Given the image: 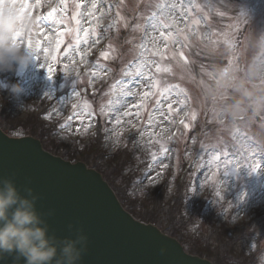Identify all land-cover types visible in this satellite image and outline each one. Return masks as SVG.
Masks as SVG:
<instances>
[{
    "label": "rangeland",
    "instance_id": "obj_1",
    "mask_svg": "<svg viewBox=\"0 0 264 264\" xmlns=\"http://www.w3.org/2000/svg\"><path fill=\"white\" fill-rule=\"evenodd\" d=\"M5 2L26 17L21 45L25 46L29 38L34 44L40 41L31 64L0 72V102L5 90L10 91L13 85L11 81L16 80L15 84L21 87L20 92L13 93L6 106L8 118L26 122L31 106L48 97V113L43 122L39 118L42 127L40 133L50 135V139L45 140L49 147H67L77 158L82 156L83 147L74 138L89 135L98 117L104 125V121L108 122L104 145L100 149L112 152L117 148L119 133L130 131L134 126L141 128V142L167 135L169 125L176 121L184 111L182 109L186 108L185 103L189 102L193 106L195 119L192 115L185 134L173 146L177 150V160L186 157L190 151L199 155L192 168L196 170L192 171L193 185L190 188L186 186L191 195L176 209L184 214L189 213L192 202L201 200L207 190H213V196L206 198L200 215H194L195 222L187 223V219L181 217L182 226H171L170 231H176L186 249L192 250L195 245L183 239L182 231L188 229L189 234L197 238V233H192L196 225L203 233L208 224L201 217H209L210 223L220 228V223L225 220L229 222L228 225H236L241 219H248L254 213L252 211L264 208V158H260L258 153L260 148L264 152V109L253 107L250 103L254 92L264 90V0H3L0 5ZM38 2H42V11ZM173 3L178 8L174 14L169 13V19L174 18L176 26L186 29V35L191 39L181 57L173 56L175 45L169 43L165 47L160 31H164L166 36V29L153 30L150 27L152 21L149 17L153 13L159 16L168 11ZM181 5L190 9L191 20L186 21L180 15ZM52 9L57 10L54 15L58 19L48 16ZM74 15L80 20L79 25L72 19ZM102 24L106 26L103 30L99 28ZM69 29L72 31L69 32ZM77 29L81 37L84 29L89 32L87 43L82 40L78 48L75 45ZM62 30L63 43L57 49L55 42ZM108 35L109 46L102 51L107 55H100L85 76L81 74L71 81L50 80L52 76L49 77L47 72L49 65L53 69L52 75L62 72L67 77L72 74L77 76V68L81 67L80 63L84 62L88 52ZM152 38H155V47L165 51L163 60L154 54ZM203 41L209 45L207 50L200 45ZM69 44L73 47L69 48ZM45 48L48 49L47 53ZM195 48L199 50L200 58L193 55ZM136 59L137 63H128ZM41 64L45 67H41ZM138 72L143 75H138ZM103 74H110V77L94 98L88 99L80 107L70 105L85 88L102 80ZM145 92L149 93L147 97L144 96ZM184 94L190 101L183 97ZM241 99L249 103L238 111H228L230 105ZM142 102L143 108L139 109ZM62 116H66V119L61 120ZM239 116L246 118L235 124L226 122L221 129L213 124L226 118L230 122V117ZM204 120L206 126L202 127ZM51 123H55V129L50 128ZM196 125L201 129L199 135L198 131L196 135L191 131ZM27 126L25 129L11 127L9 130H14L12 134L16 135L28 134ZM35 127L37 124L30 125L32 131ZM247 140L251 142L248 144ZM254 143H259V147ZM205 148L212 151L207 154ZM154 152L160 156L159 159H153L139 179L127 181L121 190L123 202L126 206L135 204L134 207L129 206L137 216L145 213L137 207L138 199L152 192L151 187L161 180V174L168 166V148L162 146ZM225 152L229 153L228 157H224ZM217 155H220V160L210 163ZM202 158L209 166L204 173L206 162L201 163ZM255 163H259L260 167L252 171L251 165ZM116 181L119 183V177ZM169 198L170 194L164 202L167 203ZM145 216L151 214L146 213ZM164 219V215H161L162 223ZM255 235H251L255 243L249 242V246H245L249 253L242 255L237 245L230 247V240H222L221 250L227 251L229 256L225 258V263L243 264L244 258H251L249 264H264V233ZM212 238L218 241L215 234ZM214 255L218 257V254Z\"/></svg>",
    "mask_w": 264,
    "mask_h": 264
},
{
    "label": "water",
    "instance_id": "obj_2",
    "mask_svg": "<svg viewBox=\"0 0 264 264\" xmlns=\"http://www.w3.org/2000/svg\"><path fill=\"white\" fill-rule=\"evenodd\" d=\"M5 178L21 195L32 189L49 234L87 237L77 264H211L186 253L158 228L134 220L93 169L45 152L36 139L9 138L0 130V180ZM23 261L15 254L0 256V264Z\"/></svg>",
    "mask_w": 264,
    "mask_h": 264
},
{
    "label": "clouds",
    "instance_id": "obj_3",
    "mask_svg": "<svg viewBox=\"0 0 264 264\" xmlns=\"http://www.w3.org/2000/svg\"><path fill=\"white\" fill-rule=\"evenodd\" d=\"M17 15L11 4L0 5V72L27 67L36 57L34 50L13 42L25 27ZM10 91L20 92L21 87L13 84ZM247 103L241 99L228 111H238ZM250 103L264 109V90L254 92ZM27 191L28 195H21L11 179L0 180V256L15 254L17 260L24 258L23 264H77L87 246V237L80 234L75 239L58 238L49 234L48 225L35 206L37 197L32 189Z\"/></svg>",
    "mask_w": 264,
    "mask_h": 264
},
{
    "label": "snow or ice",
    "instance_id": "obj_4",
    "mask_svg": "<svg viewBox=\"0 0 264 264\" xmlns=\"http://www.w3.org/2000/svg\"><path fill=\"white\" fill-rule=\"evenodd\" d=\"M2 2H3V0H2ZM2 2H0V3H2ZM76 7L78 8L79 5H77ZM177 8H178V6L175 3H173L170 6V8L168 9V11L162 12L159 16H157L156 13H153L151 15V17H149V19L152 21V23L150 24V27L153 30H157V29H162V30L166 29L167 30L166 36H165L164 31H160V37L164 38L166 48L168 47L169 43H171L173 45L181 44L183 41H186L188 39L185 30L180 29L176 26V20L174 18L172 20L169 19V13L171 12L174 14V11L177 10ZM179 10H180V15L183 16L186 21H189L192 19L191 15H190V9L189 8L181 5ZM56 11H57L56 9H52L51 11L48 12V16L52 17L53 19H58L54 15V13H56ZM17 19L22 23V25L26 23V17L24 15L18 14ZM72 19L75 20L77 25L80 24V20L76 19L75 15L72 17ZM68 31L71 32L72 30L69 29ZM24 33H25V27H22L21 30L14 37L13 42L16 44H21L22 36ZM145 35H147V33H145ZM63 36H64V31L62 30L58 33V39L55 42L57 49L59 48L60 44L63 43ZM88 36H89V32L87 29L83 30V37H81L80 32L77 29L76 30V36H75L76 47L78 48V46L80 45L82 40H83V42L87 43ZM151 43L153 45L154 54L159 56L161 58V60H163L164 59V53L159 48L155 47V38H152ZM39 45H40L39 40L35 41V44L33 43V41L30 38L27 39V41H25V47L32 49L35 52H37L39 50ZM68 47L72 48L73 45L69 44ZM44 51H45V53H47L48 49L45 48ZM101 55L106 56L107 53H101ZM180 55H183V53L181 52ZM46 59H47V56H46ZM144 63H145V71H147V64H146V62H144ZM153 63H155V61H153ZM41 67H45V65L41 64ZM65 67H67V65ZM52 71H53V69L49 65L47 67V72H48L49 77L52 76ZM138 75L142 76L143 73L138 72ZM47 94L48 93H46L45 95H47ZM148 95H149V93H147V92L144 93L145 97H147ZM157 106H159V101H157ZM73 107H75V105H73ZM169 108H171V105H169ZM193 119H195V115H193ZM185 127L187 128L188 125L185 124ZM223 155H224V157H228L229 153L225 152V153H223ZM153 159H155V155H153ZM219 160H220V155H217L214 157V159L212 161H210V163H215V162H218ZM228 163H231V161H228ZM259 167H260V164L255 163V164L251 165V170L255 171ZM238 168H239V166L236 167V169H238Z\"/></svg>",
    "mask_w": 264,
    "mask_h": 264
},
{
    "label": "trees",
    "instance_id": "obj_5",
    "mask_svg": "<svg viewBox=\"0 0 264 264\" xmlns=\"http://www.w3.org/2000/svg\"><path fill=\"white\" fill-rule=\"evenodd\" d=\"M140 157H141V154L143 153V150L141 149L140 151ZM139 159V158H138ZM133 165L134 164H131V163H123L122 165H120V167L119 168H117V169H114V168H112V166L110 165V159H108V160H106V159H104L103 160V158H100L99 160H97V162H95V167L97 168V167H102V169L100 168V170L104 173V175L105 176H107V178H108V180L109 181H111L112 183H113V185H114V187H115V185H119L118 183H116L117 181V177L121 174V172L122 171H125L126 169L127 170H132V168H133ZM120 180L121 181H123V182H126L127 180H125V178L123 177V176H121L120 175ZM120 185H119V187H116L115 188V191H118V193L119 192H121L120 190ZM165 191V190H164ZM160 195L157 197V199H154V202H153V204L155 205V206H159L160 207V210H161V212H160V214H162V213H164L165 214V219H167V218H171L173 221L176 219V218H180L181 217V213H180V211L179 212H176L175 214L173 213V211L175 210L174 209V206L173 205H171V204H168V205H166V207L165 208H162V205H165V204H167V203H163L162 202V200H164V198H165V194H166V192H162V193H159ZM122 199L124 200V198L122 197ZM125 200L127 201L128 200V198L126 199L125 198ZM170 212L172 213V214H170ZM153 213V212H152ZM153 214H155V213H153ZM153 214H151V215H153ZM159 214V215H160ZM156 215V214H155ZM192 214H186L185 215V217H187V219H189L190 220V218H192V216H191ZM158 216V215H157ZM174 216H176L175 218H173ZM156 217V216H155ZM176 219L174 222L175 223H181V219ZM261 222V221H260ZM259 222V223H260ZM255 227H253L252 229H249V231H252V230H254V229H257V227H259L258 225H254ZM172 233H175L176 234V232L175 231H171ZM223 233V235L226 237L227 235H228V232H227V234H226V231H223L222 232ZM190 236V235H189ZM249 234L247 233V232H244V234H242V238H239L238 240H234L235 238H233L231 235L228 237V239H231V245L232 246H234V245H237L238 247V252H241V255L243 254V253H245L246 252V250H247V248L245 247L246 245H247V242L249 241ZM188 239V238H187ZM189 240V239H188ZM234 243V244H233ZM231 246V247H232ZM226 249V248H225ZM224 254H227V251H225L224 252ZM247 259V258H246ZM245 258H244V262H243V264H249L250 262L248 261V260H246ZM240 261V260H239Z\"/></svg>",
    "mask_w": 264,
    "mask_h": 264
}]
</instances>
